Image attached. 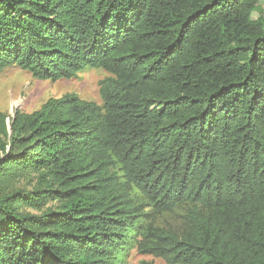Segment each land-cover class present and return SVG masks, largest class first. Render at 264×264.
Wrapping results in <instances>:
<instances>
[{
    "label": "trees",
    "instance_id": "16d2710c",
    "mask_svg": "<svg viewBox=\"0 0 264 264\" xmlns=\"http://www.w3.org/2000/svg\"><path fill=\"white\" fill-rule=\"evenodd\" d=\"M260 0H0V72L75 93L0 113V264H264ZM53 201L56 206L41 213ZM177 213L179 231L157 224ZM142 264H154L144 260Z\"/></svg>",
    "mask_w": 264,
    "mask_h": 264
},
{
    "label": "rangeland",
    "instance_id": "374dc122",
    "mask_svg": "<svg viewBox=\"0 0 264 264\" xmlns=\"http://www.w3.org/2000/svg\"><path fill=\"white\" fill-rule=\"evenodd\" d=\"M264 17V0H260L257 10L252 14L253 19ZM110 76L101 68H88L70 79L57 81L35 78L29 71L17 65L6 67L0 72V113L7 116V130L10 132V120L16 111L33 112L51 97H61L66 93H75L82 99L95 101L102 104L100 95V81ZM5 136L0 131V141ZM2 156V153H0ZM37 183V174L33 172L23 173L19 177L11 179L9 183H0L1 189L21 188L27 191L32 190ZM56 204L51 201L41 210L27 209L34 213H41L49 207L54 208ZM157 224L172 230L179 231L182 226V219L177 213H168L158 218ZM151 261L154 264H167L163 259L151 254H143L132 248L124 264H142Z\"/></svg>",
    "mask_w": 264,
    "mask_h": 264
}]
</instances>
